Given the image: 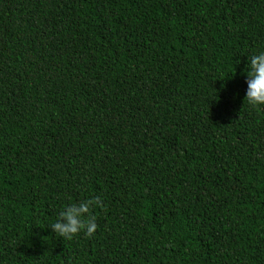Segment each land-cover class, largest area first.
Returning <instances> with one entry per match:
<instances>
[{
  "label": "trees",
  "instance_id": "trees-1",
  "mask_svg": "<svg viewBox=\"0 0 264 264\" xmlns=\"http://www.w3.org/2000/svg\"><path fill=\"white\" fill-rule=\"evenodd\" d=\"M257 51L264 0H0V264H264Z\"/></svg>",
  "mask_w": 264,
  "mask_h": 264
},
{
  "label": "clouds",
  "instance_id": "clouds-1",
  "mask_svg": "<svg viewBox=\"0 0 264 264\" xmlns=\"http://www.w3.org/2000/svg\"><path fill=\"white\" fill-rule=\"evenodd\" d=\"M246 65L248 71L245 78L244 98L250 107L264 106V51L247 55ZM99 203L100 200L96 197L67 204L58 213L59 219L49 225L52 232L62 238H71L81 231L91 236L97 225L95 218L89 213L91 207Z\"/></svg>",
  "mask_w": 264,
  "mask_h": 264
}]
</instances>
